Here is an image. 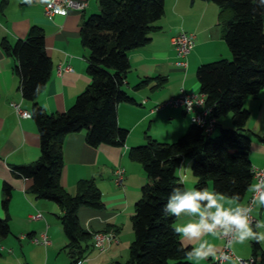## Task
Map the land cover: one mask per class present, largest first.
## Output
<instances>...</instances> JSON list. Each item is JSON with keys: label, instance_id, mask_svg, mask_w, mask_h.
I'll use <instances>...</instances> for the list:
<instances>
[{"label": "crops", "instance_id": "0c3cea01", "mask_svg": "<svg viewBox=\"0 0 264 264\" xmlns=\"http://www.w3.org/2000/svg\"><path fill=\"white\" fill-rule=\"evenodd\" d=\"M49 1L32 0L27 4L22 0H0V218H4L6 213L10 217L9 234L0 237V264H72L73 261L72 250L67 247L68 240L62 228L59 206L34 198L29 193L31 180L18 178L12 171L13 167L28 165L38 159L39 134L30 115L32 102L22 97L21 81L14 72L17 61L3 52L2 43L13 45L17 40H24L33 26L42 29L45 51L51 60V73L37 102L49 114L68 110L90 83L87 72L89 51L80 42V28L91 14L98 13L97 0H85L87 6L84 10H69L65 16H46L45 7ZM180 32L191 33L195 39L186 68L177 64L178 57L171 43V38ZM230 57L220 11L214 3L164 0L163 15L155 22L150 41L129 52L130 69L123 88L134 103L118 104L116 110L118 125L128 130L124 145L91 147L84 132L63 138L61 186L75 195L80 181L92 180L100 190L103 202L101 210L78 209L80 227L92 235L78 261L80 264H114L128 259L134 238L131 216L141 197V189L148 181L141 164L129 158V151L146 144L148 137L160 143H171L185 134L191 126L188 114L179 108L156 109V106L181 91L198 94L197 68ZM144 80L150 81L137 90L136 85ZM11 103L19 105L30 116L20 117ZM243 107L249 114L246 123V133L251 140L249 159L252 168H258L264 163V87L256 95L247 96ZM227 116L219 120L221 128L231 127V119ZM182 165L184 169H181ZM181 166L177 171L178 178H182L184 187L194 188L195 178L187 169L191 168V161L185 159ZM117 167L125 170L122 187L113 183V171ZM4 183L11 187L6 211L1 206ZM252 193L249 189L240 202L225 197L219 203L225 209L241 208L248 203ZM36 213H40L42 218L29 219ZM251 213L257 221H264V206L259 204V200L254 203ZM198 221L199 216L191 214L175 218V224ZM252 228L254 232L264 231L257 226ZM42 232H46L51 242L48 247L30 241L29 237H38ZM97 232L114 238L104 244L102 252L93 246V234ZM21 235L26 237L21 238ZM180 241L191 248L204 244L205 250L214 255L223 243L218 233L203 232L199 237L180 238ZM253 242L233 243L231 248L236 256L247 260L253 256ZM259 246L264 252V243H259ZM210 260L191 262L209 264ZM233 261L236 260L229 259L223 264H232Z\"/></svg>", "mask_w": 264, "mask_h": 264}, {"label": "trees", "instance_id": "16d2710c", "mask_svg": "<svg viewBox=\"0 0 264 264\" xmlns=\"http://www.w3.org/2000/svg\"><path fill=\"white\" fill-rule=\"evenodd\" d=\"M204 1L219 8L225 43L231 54L230 59L202 64L196 70L199 93L204 95L206 107L212 109L217 119L214 133H218L207 135L191 124L174 142L160 143L148 137L146 144L129 151V158L141 164L148 181L131 216L134 238L129 257L114 264H193L185 256L192 248L184 246L174 233L175 217L162 211L173 188L184 187L177 176L183 160L191 161L194 188L214 190L240 202L253 185L251 140L246 133L249 114L243 101L264 87V0ZM97 3L98 13L91 14L80 28V42L89 51L90 83L63 113L49 114L37 102L51 73L42 29L33 26L24 40L1 45L3 52L17 61L14 72L21 81L22 97L32 102L30 115L39 134L38 159L13 167L12 171L18 178L31 180L29 193L34 198L53 202L61 209L72 264L81 259L92 240V235L80 227L78 209L101 210L103 202L92 180L80 181L75 195L61 186L63 138L84 132L91 147L124 145L128 130L118 125L116 110L118 104L134 103L123 88L130 69L129 52L150 41L155 22L164 12V0H97ZM149 81L144 80L135 88L138 90ZM227 115L231 127L221 128L219 120ZM10 196L11 187L4 183L1 202L4 211ZM9 219L7 213L0 218V237L9 234ZM252 251L254 264H264V252L256 241Z\"/></svg>", "mask_w": 264, "mask_h": 264}, {"label": "built area", "instance_id": "2783aa9c", "mask_svg": "<svg viewBox=\"0 0 264 264\" xmlns=\"http://www.w3.org/2000/svg\"><path fill=\"white\" fill-rule=\"evenodd\" d=\"M86 6L87 2L85 0H50L45 7V15L65 16L69 10L81 11L84 10ZM171 43L178 57L177 64L182 68H186L187 57L195 46L194 35L187 32H180L171 38ZM10 105L20 117L26 118L30 116L29 113L22 111L19 108V105L14 103H11ZM163 107L182 109L186 114L189 115L191 124H194L201 128L204 134H213L217 127V119L212 115V109L210 107H206L205 97L200 93L193 94L186 91H181L179 95L172 97L162 104L156 106V109ZM252 171L255 184H260L262 186L260 188H257L256 191L251 194L248 203L241 208L248 210V214L250 215L251 220V227H255L257 219L254 218L251 210L254 203L259 200L260 193L264 192V163L261 167L253 168ZM179 180L181 182L182 178H179ZM124 181L125 170L122 167L115 168L113 171L114 185L117 187H122ZM41 218L42 215L40 213H36L29 217V219L31 220H37ZM233 232L226 233V230L219 226L214 229L213 233H218L223 243L221 249L214 255L215 259H211L209 264H223L229 259H234L239 264H254V260L252 258L246 260L234 254L231 248L234 243ZM20 237L25 238L26 236L21 235ZM29 238L32 243L41 245L43 247H48L51 244L46 232L40 233L38 237L32 236ZM113 239V236L107 233H94L93 246L95 249L102 252L105 250L104 244L106 242H111ZM76 264H80V262H77Z\"/></svg>", "mask_w": 264, "mask_h": 264}, {"label": "clouds", "instance_id": "9594fccd", "mask_svg": "<svg viewBox=\"0 0 264 264\" xmlns=\"http://www.w3.org/2000/svg\"><path fill=\"white\" fill-rule=\"evenodd\" d=\"M22 2L31 4L32 0H22ZM185 167L182 165L181 169ZM191 170L190 167L187 168ZM262 185H250V190L255 192ZM238 199V194L237 197ZM223 194L216 191H209L207 188H187L177 186L173 188L172 193L168 196L167 203L163 206V213L166 216L179 218L182 214L198 215V222H188L185 224H174V233L181 239L185 237L196 238L205 234H213L217 226L222 227L227 232H233L234 243L244 244L246 241L254 240L257 243H264V231L254 232L251 227L250 215L248 210L244 208L225 209L220 200H224ZM206 202V204L202 203ZM259 204L264 206V192L259 195ZM215 209V211H212ZM257 228H264V221L256 222ZM185 256L188 261L215 259L214 254L210 250H205V245L200 244L199 247H193L190 252H186ZM232 264H237L233 261Z\"/></svg>", "mask_w": 264, "mask_h": 264}, {"label": "rangeland", "instance_id": "374dc122", "mask_svg": "<svg viewBox=\"0 0 264 264\" xmlns=\"http://www.w3.org/2000/svg\"><path fill=\"white\" fill-rule=\"evenodd\" d=\"M230 58H231V57H230ZM227 117H228V119H229L230 116H227ZM217 133H218V131H216V132L214 133V135H216ZM128 257H129V256H128Z\"/></svg>", "mask_w": 264, "mask_h": 264}]
</instances>
